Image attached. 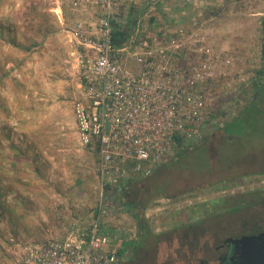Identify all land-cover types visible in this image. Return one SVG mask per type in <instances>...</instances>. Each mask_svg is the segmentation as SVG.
<instances>
[{
    "label": "rangeland",
    "instance_id": "obj_1",
    "mask_svg": "<svg viewBox=\"0 0 264 264\" xmlns=\"http://www.w3.org/2000/svg\"><path fill=\"white\" fill-rule=\"evenodd\" d=\"M121 1L139 18L128 29L137 50L144 40L153 47L165 24L196 19L217 50L236 55L231 68L221 62L222 72H233L221 77L212 105L221 124L154 173L153 183L135 188L147 201L140 224L111 203L97 155L80 143L75 124L82 90L69 30L93 22L99 8L85 0H0V264H13L25 243L85 232L96 220L120 257L137 244L172 245L179 237L181 250L198 260L219 244L211 237L220 227L264 224L263 111L246 109L264 65V0ZM237 117L247 118L243 136L238 125L222 129ZM165 230L170 236L160 241L154 233ZM151 256L126 264H176L166 253Z\"/></svg>",
    "mask_w": 264,
    "mask_h": 264
},
{
    "label": "built area",
    "instance_id": "obj_2",
    "mask_svg": "<svg viewBox=\"0 0 264 264\" xmlns=\"http://www.w3.org/2000/svg\"><path fill=\"white\" fill-rule=\"evenodd\" d=\"M85 1L99 11L69 30L82 90L73 111L79 141L97 155L106 188L150 176L218 129L212 105L221 77L233 73L222 72L221 62L231 68L237 57L217 50L196 19L165 24L153 47L144 40L137 50L129 35L118 45L116 32L136 27V12L121 0ZM227 85L232 89V79ZM111 235L96 220L85 232L25 243L13 264H116Z\"/></svg>",
    "mask_w": 264,
    "mask_h": 264
},
{
    "label": "flooded vegetation",
    "instance_id": "obj_3",
    "mask_svg": "<svg viewBox=\"0 0 264 264\" xmlns=\"http://www.w3.org/2000/svg\"><path fill=\"white\" fill-rule=\"evenodd\" d=\"M242 204L244 205L245 202ZM260 231H264V224H258V226L255 228H245L243 225L239 227H228V225L222 226L214 233V237H211L219 238V244L216 245L212 250L207 249L206 246V258H202L200 260L195 257L196 255L194 250H181V242L183 238L179 239V237H177V239L174 238L172 245L137 244L130 248L127 253L123 254V256H118L116 264H126L127 261L136 258L150 259L152 257L151 253L153 252L157 253L158 258L163 257L164 259H166L167 257L163 256L165 253L168 256L171 255L172 258H168H170L171 260L173 259L174 263L176 264H242V262L245 260L244 251L238 248V246H236L233 241H237L247 234L249 235ZM168 233H170L169 230H165L160 234L154 233V235L159 236L160 241H167V236H170ZM149 253L150 255H148Z\"/></svg>",
    "mask_w": 264,
    "mask_h": 264
},
{
    "label": "trees",
    "instance_id": "obj_4",
    "mask_svg": "<svg viewBox=\"0 0 264 264\" xmlns=\"http://www.w3.org/2000/svg\"><path fill=\"white\" fill-rule=\"evenodd\" d=\"M128 28H124L122 30H118L114 36L115 42L118 45L125 44L129 35V32L127 31ZM263 32H264V24H263ZM263 61H264V45H263ZM260 80H256L253 84V88L255 89V95L251 97L248 101V104L246 106V109H248L249 112L258 111L259 115L263 111V114L260 116L261 120L264 122V110L260 109V104L262 102L261 97H264V65L262 71H260ZM246 119H240L239 117L234 118L232 121H229L225 123V125L222 127V129H226L228 131L236 130L233 126L238 125L239 130L243 136V133L245 131V124ZM261 146L264 147V143L261 144ZM186 149L185 151H187ZM184 151V152H185ZM183 152V153H184ZM165 168V165L158 167L153 171V173L150 176L147 177H138L134 179H130L124 183L119 184L118 186H107L106 190L107 193L109 192L112 201L115 204L116 207L127 209L136 219L139 221L140 224H142L145 220V209L147 207V201L144 202L142 199H140L138 196H135L136 193V187L137 186H146L148 184H151L153 182L151 181V177L154 173H157L159 171H162ZM155 190V189H154ZM154 193L155 197H160L161 194ZM151 200V199H150ZM246 205V204H245ZM242 203H237L234 207L230 209L239 210L242 207H244ZM203 225L202 223H200ZM258 224H253L252 227H257Z\"/></svg>",
    "mask_w": 264,
    "mask_h": 264
},
{
    "label": "water",
    "instance_id": "obj_5",
    "mask_svg": "<svg viewBox=\"0 0 264 264\" xmlns=\"http://www.w3.org/2000/svg\"><path fill=\"white\" fill-rule=\"evenodd\" d=\"M233 242L244 251L242 264H264V231L247 234Z\"/></svg>",
    "mask_w": 264,
    "mask_h": 264
},
{
    "label": "crops",
    "instance_id": "obj_6",
    "mask_svg": "<svg viewBox=\"0 0 264 264\" xmlns=\"http://www.w3.org/2000/svg\"><path fill=\"white\" fill-rule=\"evenodd\" d=\"M95 13L97 14V11H96ZM139 13H140V12H139ZM96 14H95V20H96V18H97V17H96Z\"/></svg>",
    "mask_w": 264,
    "mask_h": 264
}]
</instances>
